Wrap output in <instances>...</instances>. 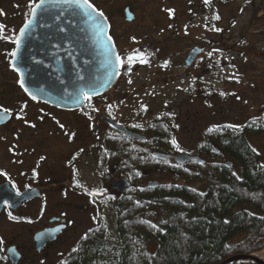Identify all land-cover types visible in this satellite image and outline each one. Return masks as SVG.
<instances>
[{
	"label": "rangeland",
	"instance_id": "obj_1",
	"mask_svg": "<svg viewBox=\"0 0 264 264\" xmlns=\"http://www.w3.org/2000/svg\"><path fill=\"white\" fill-rule=\"evenodd\" d=\"M96 1L112 12L125 56L137 51L145 56H136L114 85L88 99L85 110L26 98L12 69L0 64V109L12 113L0 128V183L9 181L17 191L41 186L38 197L14 210L6 205L0 213L1 264H55L88 228L103 223L114 229L120 193L110 181L120 174L113 163L101 160L102 141L113 129L98 112L132 127L169 113L175 154L191 151L207 127L262 125L247 138L264 163V0H225L208 7L206 0ZM18 2L6 8L24 9V0ZM127 3L138 12L131 24L121 8ZM194 45L203 50L187 66ZM153 50V60L146 63ZM203 88L208 97L200 93ZM143 172L140 185L175 179L169 169ZM52 215L65 218L66 231L38 251L34 233ZM13 244L23 256L17 263L6 253ZM256 255L264 260V248Z\"/></svg>",
	"mask_w": 264,
	"mask_h": 264
},
{
	"label": "trees",
	"instance_id": "obj_2",
	"mask_svg": "<svg viewBox=\"0 0 264 264\" xmlns=\"http://www.w3.org/2000/svg\"><path fill=\"white\" fill-rule=\"evenodd\" d=\"M170 119L159 113L133 127L144 139L118 131L104 137L102 162L132 184L117 198L114 229L88 228L55 264H218L264 248V163L247 138L263 126L207 127L189 151L205 162L179 163L154 154H175ZM150 168L173 170L175 179L140 185Z\"/></svg>",
	"mask_w": 264,
	"mask_h": 264
},
{
	"label": "water",
	"instance_id": "obj_3",
	"mask_svg": "<svg viewBox=\"0 0 264 264\" xmlns=\"http://www.w3.org/2000/svg\"><path fill=\"white\" fill-rule=\"evenodd\" d=\"M38 3L39 0L35 2ZM88 3L93 7H88L83 0L78 4L71 0H45L34 17L31 12L35 4L32 5L29 17L19 29V33L24 29L26 34L21 38L20 44L15 45V56L11 59V67L18 73L19 83L23 80V86L21 83L20 85L29 96H35L36 99L59 108L77 109L84 105L87 96L101 94L115 82L120 62L116 59L118 50L109 33V21L92 1L88 0ZM126 14L128 19H132L133 15L128 8ZM29 20L32 21L31 24H28ZM199 52L198 46L192 47L186 57L187 64ZM10 118L9 111L0 109V126ZM103 118L128 136L145 138V135L129 130L107 115H103ZM154 154L159 157L171 156L179 163L205 162L203 157L188 152L169 154L155 151ZM157 182L149 180L147 184L153 186ZM131 184L124 176L110 181V185L118 193L124 192ZM40 194L37 186L17 191L9 181H3L0 183V213L5 204L14 210ZM58 218L53 216L50 220ZM61 220L60 224L44 227L34 233L36 249H42L48 241L57 237L65 226L64 218ZM6 253L12 263H17L21 258V253L14 244L7 248ZM239 258L264 264V260L255 254H234L218 264H226Z\"/></svg>",
	"mask_w": 264,
	"mask_h": 264
},
{
	"label": "flooded vegetation",
	"instance_id": "obj_4",
	"mask_svg": "<svg viewBox=\"0 0 264 264\" xmlns=\"http://www.w3.org/2000/svg\"><path fill=\"white\" fill-rule=\"evenodd\" d=\"M20 0H0V25L3 26V29H2V32H0V64H4L8 67H10L12 69V71L14 72V74L18 77V82H19V76H18V73L11 67V59L13 57L12 53L14 52V48H15V40L18 36V33H19V29L21 27V25L27 20V18L29 17L30 15V11H31V7L32 5L34 4L33 3V0H24V6L25 8L24 9H13V11L11 12L10 9H7L6 6L9 4L10 6L14 7V6H17L16 4L17 3H20L18 2ZM37 0H35L36 2ZM92 1L97 7L98 9L102 10L104 12V14L106 15L108 21H109V33L110 35L113 37V40L115 42V45L117 47V50H118V54L119 56L124 60V64L123 66H121L120 64V71H119V74L117 76V78L121 75V74H124V73H127V71L131 68V65L132 63H129L128 60H127V56H125V52L123 51V49H121V46H120V43H119V34H118V31L114 25V22H113V17H112V12L110 11L109 8L105 9L103 6H101L99 4V1H96V0H90ZM210 2L209 6H218L219 5V2H221V0H208ZM205 3H207V0L205 1ZM122 13H123V16L124 18L126 19V22L128 24H131V23H134L137 18H138V12L136 11V8L133 7L132 4H123L122 5ZM128 8V10L130 11V13L133 15L132 19H128L127 18V14H126V9ZM9 10V11H8ZM3 14L5 15V17H3ZM126 34H129V31L126 30ZM142 44V43H140ZM139 44V45H140ZM195 46H198L200 48V52L196 54V56L193 58L192 62L190 64H187L186 62V59H185V63L187 66H193L194 63H195V60L197 59L198 56L201 55L202 53V46H199V45H194L193 47ZM191 49V48H190ZM189 49V51H190ZM142 51V50H140ZM154 51H151L149 52L147 55H146V63H150L152 60H153V57H154ZM188 51V53H189ZM187 53V55H188ZM138 54V55H137ZM137 54L136 56L137 57H140V56H145V55H141L142 53L137 51ZM159 63L162 64L163 63V60H159ZM126 65V66H125ZM116 78V80H117ZM115 80V82H116ZM115 82L113 83V85L115 84ZM19 86H20V91L21 93H23V95L30 99V100H33V101H38L39 99H33V97L29 96L21 87L20 83H19ZM209 90L207 88H203L201 89L200 93L203 95H206L208 97L209 95ZM93 96H96V95H93ZM93 96H90V97H93ZM88 98L86 97L85 99V103L82 107L80 108H77V109H65V110H85L86 107H85V104L87 102ZM42 101V100H40ZM42 102H45V101H42ZM47 103V102H45ZM49 104V103H48ZM51 105V104H50ZM56 107V106H54ZM59 108V107H57ZM60 109H63V108H60ZM91 109V108H90ZM10 112V111H9ZM11 113V112H10ZM98 116L100 119H102L105 123H107L112 129H113V132L114 131H118V132H123V131H120L118 129H116L113 125H111L109 122H107L104 118H103V115H108L109 117L117 120L119 123H121L117 118L111 116L112 114H109L107 112H98ZM11 117H12V113H11ZM11 119V118H10ZM9 119V120H10ZM122 124V123H121ZM124 125L125 127H127L129 130H133V127L132 126H128L126 124H122ZM1 128V126H0ZM125 133V132H124ZM126 134V133H125ZM121 176V175H120ZM119 175L117 177H120ZM33 186H37V185H33ZM31 186V187H33ZM39 189L41 188L40 185L37 186ZM27 188V187H26ZM121 194V193H120ZM118 194V195H120ZM26 202V201H25ZM24 203V202H23ZM118 204V203H117ZM7 204H5L6 206ZM4 206V207H5ZM8 206V205H7ZM115 207V206H114ZM117 209V208H115ZM59 217L58 219H55L53 221L50 220V223L47 224L45 227L47 226H54V225H57V224H60L62 223V218L61 216H57V215H52L51 217ZM50 217V218H51ZM64 222H65V218H64ZM67 224L65 223V226L62 228V230L58 233L57 237L54 239H58L60 235H62L65 231H66V226ZM44 228V227H43ZM52 240V241H54ZM51 241H48L46 243V245L38 250V251H42ZM22 255V253H21ZM23 256H21L22 258Z\"/></svg>",
	"mask_w": 264,
	"mask_h": 264
},
{
	"label": "snow or ice",
	"instance_id": "obj_5",
	"mask_svg": "<svg viewBox=\"0 0 264 264\" xmlns=\"http://www.w3.org/2000/svg\"><path fill=\"white\" fill-rule=\"evenodd\" d=\"M71 2H73V3H77V4H78V3L80 2V0H71ZM33 3L35 4V0H33ZM83 3L86 4V5H88V7H93L91 4L88 3V0H83ZM44 4H45V0H39V3H38V4H35V7H33L32 12H31V15L34 17L35 14H36L37 9L42 8ZM100 15L102 16L103 13H100ZM218 18H219V17H217V19H218ZM31 23H32V21L29 20V21H28V24H31ZM25 27H27V25H26ZM2 29H3V26L0 25V32H2ZM217 30H219V29H217ZM25 34H26V33H25V30H24V29H21V31H20V33H19V36H18V37L16 38V40H15V43H16L17 45L20 44V42H21V38L24 37ZM12 55L15 56V52H13ZM136 58H137V57L134 56V55H129V56L127 57V60H128L129 63H132ZM116 59L120 62L121 66H123V64H124V60H123L119 55H117ZM141 59H142V57H141ZM13 66L15 67V65H13ZM20 83H21V85L23 86V83H24L23 80H21ZM84 95L87 96L86 93H85ZM87 98L90 99L91 97H90V96H87ZM33 99H35V96H33ZM5 111H7V110H5ZM62 127H63V126H62Z\"/></svg>",
	"mask_w": 264,
	"mask_h": 264
}]
</instances>
